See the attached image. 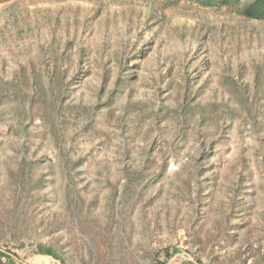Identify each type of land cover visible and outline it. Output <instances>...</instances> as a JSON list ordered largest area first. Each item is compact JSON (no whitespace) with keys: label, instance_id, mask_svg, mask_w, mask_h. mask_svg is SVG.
Listing matches in <instances>:
<instances>
[{"label":"rangeland","instance_id":"rangeland-1","mask_svg":"<svg viewBox=\"0 0 264 264\" xmlns=\"http://www.w3.org/2000/svg\"><path fill=\"white\" fill-rule=\"evenodd\" d=\"M241 4L0 0V252L264 264V22Z\"/></svg>","mask_w":264,"mask_h":264},{"label":"trees","instance_id":"trees-1","mask_svg":"<svg viewBox=\"0 0 264 264\" xmlns=\"http://www.w3.org/2000/svg\"><path fill=\"white\" fill-rule=\"evenodd\" d=\"M186 2H191L196 4L201 8H211V9H220L223 7H231L240 4L241 8L239 9V14L242 15L245 19L254 22H264V0H184ZM36 252L39 255H44L50 257L51 259L59 262L60 264H65L64 259L50 247H45L38 245L36 247ZM178 253V250L174 249L172 252H167L166 256L169 259L172 255ZM0 258L5 261V264H22L14 257L0 252ZM165 264V263H159ZM180 264H192L188 261H182Z\"/></svg>","mask_w":264,"mask_h":264},{"label":"water","instance_id":"water-1","mask_svg":"<svg viewBox=\"0 0 264 264\" xmlns=\"http://www.w3.org/2000/svg\"><path fill=\"white\" fill-rule=\"evenodd\" d=\"M177 258H183L190 261L192 264H197L196 261H194V259L191 257V255L184 251H179L175 255L171 256L166 264H172Z\"/></svg>","mask_w":264,"mask_h":264}]
</instances>
